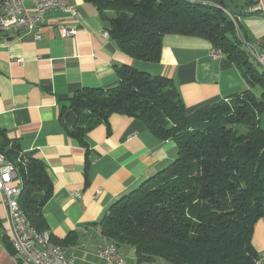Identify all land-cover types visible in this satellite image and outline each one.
Here are the masks:
<instances>
[{
    "label": "trees",
    "instance_id": "obj_1",
    "mask_svg": "<svg viewBox=\"0 0 264 264\" xmlns=\"http://www.w3.org/2000/svg\"><path fill=\"white\" fill-rule=\"evenodd\" d=\"M86 1L98 8L110 36L130 57L158 62L166 34L201 37L222 50L249 86L229 101L188 113L173 78L123 65L116 85L82 88L69 98L61 124L87 149L88 132L115 113L140 120L178 149L174 161L112 204L99 222L102 235L119 248L133 247L137 264L160 259L169 264H260L263 254L253 237L264 221V69L240 20L228 15L245 12L258 0ZM0 152L15 165L20 205L32 226L49 230L43 208L53 184L46 165L25 156L2 130ZM72 238L61 244H71ZM2 240L12 256L9 237L4 234Z\"/></svg>",
    "mask_w": 264,
    "mask_h": 264
},
{
    "label": "crops",
    "instance_id": "obj_2",
    "mask_svg": "<svg viewBox=\"0 0 264 264\" xmlns=\"http://www.w3.org/2000/svg\"><path fill=\"white\" fill-rule=\"evenodd\" d=\"M71 4L75 17L61 9L45 14L40 39L33 34H0V130L25 156L46 165L53 194L43 214L52 237L74 247L78 264H104L98 251L109 241L99 222L112 204L174 161L178 149L173 140L158 139L140 120L118 113L88 132L87 149L61 124L69 98L82 88L116 85L117 69L123 65L173 78L188 113L229 101L249 86L225 55H212L214 47L205 38L166 34L160 61L134 59L105 36V21L94 4ZM243 13L240 22L247 44L264 49V0ZM64 26H76L77 37H64ZM0 219L3 236L7 205L1 191ZM263 225L258 223L253 237L260 253ZM69 236L74 241L61 244ZM7 255L10 259L7 250L0 253V264H7Z\"/></svg>",
    "mask_w": 264,
    "mask_h": 264
},
{
    "label": "built area",
    "instance_id": "obj_3",
    "mask_svg": "<svg viewBox=\"0 0 264 264\" xmlns=\"http://www.w3.org/2000/svg\"><path fill=\"white\" fill-rule=\"evenodd\" d=\"M0 2V34L17 36L33 34L35 39H40L47 12L61 9L74 17L77 14L71 0H0ZM62 33L64 37L75 38L78 29L76 26H64ZM104 34L106 37L110 36L108 30H105ZM250 48L255 57L264 62V49ZM212 55L221 57L224 53L214 48ZM18 182L17 172L9 170L0 152V191L7 205L6 235L14 250L10 257L12 264H78L74 252L55 253L48 247L46 250H39L38 246H34V238L26 232L17 216H13L12 193H17ZM41 242H44L42 238ZM98 255L104 264H133L125 258L118 247H113L109 242L99 248Z\"/></svg>",
    "mask_w": 264,
    "mask_h": 264
},
{
    "label": "bare ground",
    "instance_id": "obj_4",
    "mask_svg": "<svg viewBox=\"0 0 264 264\" xmlns=\"http://www.w3.org/2000/svg\"><path fill=\"white\" fill-rule=\"evenodd\" d=\"M0 10H1V2H0ZM228 15L233 20L239 19V16L237 14H232L228 12ZM253 56L255 57L254 53H253ZM256 60L264 69V62H261L258 58H256ZM2 157H4L9 170H12L13 172H17L15 165L7 159L5 154L2 153ZM21 194H22V187L18 185L17 193H12V212H13V216H17L18 220H20L21 225L26 230V232H28V234H30L34 238V246H38L39 250H46V247H48L49 249L53 250V252L55 253L74 252L75 249L72 246L66 247V246H62V245L54 243L52 241V234L50 233L49 230L38 231L36 228L32 226L30 220L28 219L23 209L21 208L20 200H19ZM41 238L43 239L44 242H41ZM110 244H112L113 247H118L114 243H110Z\"/></svg>",
    "mask_w": 264,
    "mask_h": 264
},
{
    "label": "rangeland",
    "instance_id": "obj_5",
    "mask_svg": "<svg viewBox=\"0 0 264 264\" xmlns=\"http://www.w3.org/2000/svg\"><path fill=\"white\" fill-rule=\"evenodd\" d=\"M254 62L258 65V67H260V65L255 60H254ZM261 124L264 127V114L261 116ZM259 222L261 224H264L263 220H261ZM1 235H2V231H1V227H0V253H2L3 251H6V249L4 247V242L2 240V236ZM120 250H121V252L123 253V255L125 256V258L127 260H129L133 264H137L136 261H135V251H134L133 247H131L129 245H123V246L120 247ZM263 252H264V250H262L261 253H263ZM5 258H6L5 261L7 262V264H12L11 258L9 259L8 255ZM156 264H169V263L165 262L163 259H160V260L157 261ZM260 264H264V257H261Z\"/></svg>",
    "mask_w": 264,
    "mask_h": 264
},
{
    "label": "water",
    "instance_id": "obj_6",
    "mask_svg": "<svg viewBox=\"0 0 264 264\" xmlns=\"http://www.w3.org/2000/svg\"><path fill=\"white\" fill-rule=\"evenodd\" d=\"M235 13H236L238 16H242V15H244L243 11H236Z\"/></svg>",
    "mask_w": 264,
    "mask_h": 264
}]
</instances>
